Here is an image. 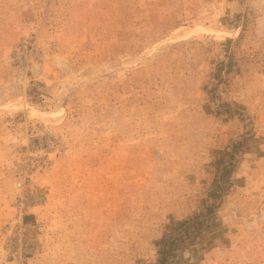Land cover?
Here are the masks:
<instances>
[{"label":"rangeland","instance_id":"obj_1","mask_svg":"<svg viewBox=\"0 0 264 264\" xmlns=\"http://www.w3.org/2000/svg\"><path fill=\"white\" fill-rule=\"evenodd\" d=\"M172 233L171 264H264V0H0V264Z\"/></svg>","mask_w":264,"mask_h":264},{"label":"trees","instance_id":"obj_2","mask_svg":"<svg viewBox=\"0 0 264 264\" xmlns=\"http://www.w3.org/2000/svg\"><path fill=\"white\" fill-rule=\"evenodd\" d=\"M214 212H215V207H213L212 205H209L207 206V210L201 211L199 213L194 214L193 216H189L183 219L174 228L175 230H179L180 228H183V227L189 228L194 224L201 225L203 224L205 219L210 218V216L214 214ZM193 233L194 232H191V235ZM175 240H176V237L173 233L169 235H165L162 238L161 243H160V249H159L161 264H171V262H169V257L172 255L174 245H175Z\"/></svg>","mask_w":264,"mask_h":264},{"label":"built area","instance_id":"obj_3","mask_svg":"<svg viewBox=\"0 0 264 264\" xmlns=\"http://www.w3.org/2000/svg\"><path fill=\"white\" fill-rule=\"evenodd\" d=\"M27 180H28V176L25 174L18 183L22 187V191L19 194V197L15 201V207L17 208V215L15 216L12 225H10L11 229L15 227L23 235H25L23 231L28 232V230H30L34 225L33 223H29L26 221V214L28 213L27 208L29 206L28 202H30L27 197V188H28ZM32 252L33 250L31 249L25 250L26 254H30Z\"/></svg>","mask_w":264,"mask_h":264}]
</instances>
